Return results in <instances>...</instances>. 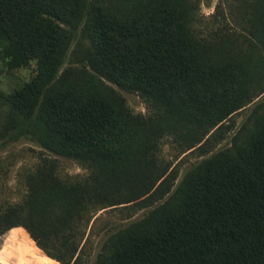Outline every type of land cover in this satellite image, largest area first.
Instances as JSON below:
<instances>
[{
  "label": "trees",
  "instance_id": "trees-1",
  "mask_svg": "<svg viewBox=\"0 0 264 264\" xmlns=\"http://www.w3.org/2000/svg\"><path fill=\"white\" fill-rule=\"evenodd\" d=\"M196 2L0 0V57L11 68L34 63L8 96L12 139L24 135L97 167L95 182H87L99 184L96 200L119 197L100 208L153 205L105 234L94 264H264V0H243L247 34L238 45L233 36L203 42L195 34ZM81 24L90 69L60 77ZM106 81L161 112L149 121L129 116L123 95ZM244 109L229 144L189 167L175 186L173 172L149 162L147 149L160 134L175 132L186 149H203ZM40 174H29L26 210L0 208V234L12 227V237L31 239L13 227L22 225L48 256L68 264L80 258V238L71 232L88 199L72 197L73 183ZM126 175L133 184L126 192L109 188ZM5 217L12 220L2 224Z\"/></svg>",
  "mask_w": 264,
  "mask_h": 264
},
{
  "label": "rangeland",
  "instance_id": "rangeland-1",
  "mask_svg": "<svg viewBox=\"0 0 264 264\" xmlns=\"http://www.w3.org/2000/svg\"><path fill=\"white\" fill-rule=\"evenodd\" d=\"M247 1L249 4L254 2V0ZM242 4L243 0H197L191 19L195 34L203 42L226 40L229 35L236 38L237 45L240 44L247 34L241 15ZM90 49L89 38L85 35L81 24L73 32L64 65L58 75L73 77L83 68L90 69L86 64V56ZM33 67L34 63L30 66L11 68L7 61L0 57V208L7 209L15 205H20L25 210L28 208L29 174L41 173L48 182L73 183L74 185L70 186L74 187H69L74 192L72 197L87 196L88 200L85 204L87 206H81V220L75 221L72 232L71 230L67 231L71 232L75 238H80L81 241L79 245L81 248L80 258L75 261L71 259L68 264H94L96 253L105 234L144 216L153 205L149 206L147 202L130 201L114 204L118 206L115 208H109L110 206L100 208L103 205L119 201L117 200L119 197L116 194L117 198L112 197L108 200H106L107 197L102 198L104 202L96 200L95 192L100 189V186L98 183L89 186L87 182L90 183L99 174L97 167L91 166L89 162L50 152L24 135L12 139L13 136L11 137L10 133L14 128V116L10 109L8 96L14 87L31 77ZM106 82L117 88L123 95V105L129 116L141 121H149L150 118L161 112L160 106L146 101L139 93L120 89L116 84L110 81ZM248 111V109H244L234 114L232 119L228 120L231 127L222 129L220 138L214 140L212 144L209 143L203 149H186L184 140L175 132L160 134L156 137L153 145L147 149L149 162L154 163V166L157 165L160 169L162 167L166 173L173 172L175 186L189 167L209 152L229 144L231 136L243 122ZM119 179H115V182L107 180L110 189H117L115 193L126 192L133 185L129 184L130 176H122ZM89 197L92 198L89 199ZM25 215L24 212L21 218L23 219ZM47 218H52V216L48 214ZM11 220L10 217H5L2 224ZM13 227L24 229L31 239H26L23 236L12 237V227L6 229L0 234L1 263L61 264L57 259L48 256L22 225ZM84 241L85 243L81 246ZM31 253L34 254L33 257Z\"/></svg>",
  "mask_w": 264,
  "mask_h": 264
}]
</instances>
